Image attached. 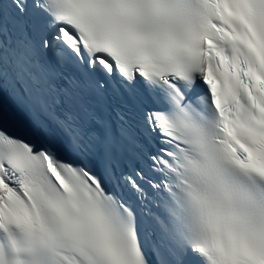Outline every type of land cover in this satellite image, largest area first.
<instances>
[{"label": "snow or ice", "instance_id": "6c2138e0", "mask_svg": "<svg viewBox=\"0 0 264 264\" xmlns=\"http://www.w3.org/2000/svg\"><path fill=\"white\" fill-rule=\"evenodd\" d=\"M0 264H264V0H0Z\"/></svg>", "mask_w": 264, "mask_h": 264}]
</instances>
